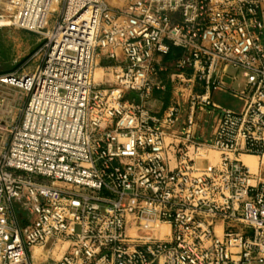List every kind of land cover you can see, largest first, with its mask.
I'll return each instance as SVG.
<instances>
[{"label":"built area","instance_id":"obj_1","mask_svg":"<svg viewBox=\"0 0 264 264\" xmlns=\"http://www.w3.org/2000/svg\"><path fill=\"white\" fill-rule=\"evenodd\" d=\"M7 1L37 33L59 2ZM37 54L0 76L28 95L0 153V264L65 244L45 264H264V0H64Z\"/></svg>","mask_w":264,"mask_h":264},{"label":"rangeland","instance_id":"obj_2","mask_svg":"<svg viewBox=\"0 0 264 264\" xmlns=\"http://www.w3.org/2000/svg\"><path fill=\"white\" fill-rule=\"evenodd\" d=\"M63 5L64 0H59L57 11L50 20L49 25L41 33H37L11 24L14 8L7 0H0V76L11 73L20 76L24 73L35 70L40 62V57L37 54V51L43 42L46 41L55 22L56 16L58 12L62 10ZM99 60L100 64L96 66L97 68H95L93 76L95 83H102L104 85L113 84L114 77L112 71L101 68L105 66L106 62L103 58L97 57V61ZM27 97V93L20 87L0 82V153L8 144L10 131L13 126L17 124L22 117V110L27 101ZM170 97L171 94L167 98L168 104L170 103ZM212 101L221 108L234 112H240L243 107V101L239 97L220 90H214L212 92ZM210 109L211 107H208L205 114H199L197 111L195 114V120L208 127L207 122L210 119ZM197 135L199 138V132ZM210 153L216 154V162L218 154L216 152ZM198 158L200 161H197L199 167L209 165V159H206V156L204 157L203 155H200ZM15 212L21 221V224H24L27 220L26 212L20 207V205H17ZM164 227H166V225ZM66 246L67 244L63 247H60L59 245L52 247L44 246L32 248V250L40 248L42 250H48L51 254L49 257L59 258L57 257L59 251L62 250L64 252ZM47 260L43 264H45Z\"/></svg>","mask_w":264,"mask_h":264},{"label":"bare ground","instance_id":"obj_3","mask_svg":"<svg viewBox=\"0 0 264 264\" xmlns=\"http://www.w3.org/2000/svg\"><path fill=\"white\" fill-rule=\"evenodd\" d=\"M95 68H97V67H95ZM94 71H95V69H94ZM93 76H94V74H93ZM99 78H97V79H99ZM215 158H216V154H213V153H211V155H209V156H206V159H209L208 160V164L214 163L215 162ZM243 160L248 161L250 163V166H251L252 169L255 168V164H254L255 158L254 157L244 156ZM198 161H199V158H198ZM163 228L166 229V227H163ZM62 253H63V251L60 250L59 253H58V256L57 255L56 256L60 257L62 255ZM31 254H32L33 262L36 263V264H43L47 260V258L51 255L50 251L42 250L41 248L40 249H33Z\"/></svg>","mask_w":264,"mask_h":264},{"label":"crops","instance_id":"obj_4","mask_svg":"<svg viewBox=\"0 0 264 264\" xmlns=\"http://www.w3.org/2000/svg\"><path fill=\"white\" fill-rule=\"evenodd\" d=\"M159 60L164 62V64L170 65L171 62L174 60V58H171V56L169 55V56H165L163 58L159 57ZM173 86H174V84L168 83V85H167L168 91H170ZM169 96H170V92H166V93L156 92L154 99L151 102L154 109L156 111H159V112L163 111L166 108V106L168 105L167 98ZM211 100H212V93H211Z\"/></svg>","mask_w":264,"mask_h":264}]
</instances>
